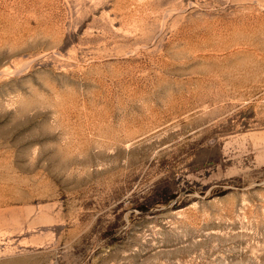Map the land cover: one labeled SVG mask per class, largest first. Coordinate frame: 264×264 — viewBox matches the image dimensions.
<instances>
[{
	"label": "rangeland",
	"instance_id": "rangeland-1",
	"mask_svg": "<svg viewBox=\"0 0 264 264\" xmlns=\"http://www.w3.org/2000/svg\"><path fill=\"white\" fill-rule=\"evenodd\" d=\"M0 264H264V0H0Z\"/></svg>",
	"mask_w": 264,
	"mask_h": 264
}]
</instances>
